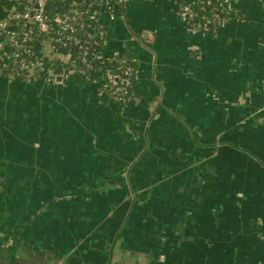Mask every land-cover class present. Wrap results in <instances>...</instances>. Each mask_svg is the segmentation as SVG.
<instances>
[{
    "label": "crops",
    "instance_id": "crops-1",
    "mask_svg": "<svg viewBox=\"0 0 264 264\" xmlns=\"http://www.w3.org/2000/svg\"><path fill=\"white\" fill-rule=\"evenodd\" d=\"M181 3L103 17L140 103L0 79L7 263L264 264V0H235L216 35Z\"/></svg>",
    "mask_w": 264,
    "mask_h": 264
},
{
    "label": "built area",
    "instance_id": "built-area-1",
    "mask_svg": "<svg viewBox=\"0 0 264 264\" xmlns=\"http://www.w3.org/2000/svg\"><path fill=\"white\" fill-rule=\"evenodd\" d=\"M131 1L0 0V78L48 88L79 82L100 100L140 103L134 89L141 70L135 60L107 53L103 20L125 16ZM234 1L190 0L177 16L189 33L216 35L235 18Z\"/></svg>",
    "mask_w": 264,
    "mask_h": 264
},
{
    "label": "trees",
    "instance_id": "trees-1",
    "mask_svg": "<svg viewBox=\"0 0 264 264\" xmlns=\"http://www.w3.org/2000/svg\"><path fill=\"white\" fill-rule=\"evenodd\" d=\"M184 2H187V3H190V0H182V3H184ZM228 25V24H227ZM226 25V26H227ZM108 65V63H105V64H102L100 67L101 68H103V67H105V66H107ZM136 66H138V65H136ZM139 67V66H138ZM142 77H143V74H142V72L140 73V77H139V80L138 81H136L135 82V87L137 86V84L139 83V81L142 79ZM1 80H4V81H6L7 79L6 78H4V77H1L0 78ZM19 81H22V82H27L28 80H25L24 78L22 79V80H19ZM76 85H78V86H81V87H83V88H86L87 90H89L90 91V87H86V86H83V83H79V82H77V84ZM8 251L9 250H7V249H5V248H3V249H0V255H2L3 257V259L2 258H0V264H6L7 263V261H8V259H7V257H8ZM2 253V254H1ZM9 262V261H8ZM19 263L18 264H22V262L21 261H18ZM9 263H11V262H9ZM9 263H7V264H9Z\"/></svg>",
    "mask_w": 264,
    "mask_h": 264
},
{
    "label": "rangeland",
    "instance_id": "rangeland-1",
    "mask_svg": "<svg viewBox=\"0 0 264 264\" xmlns=\"http://www.w3.org/2000/svg\"><path fill=\"white\" fill-rule=\"evenodd\" d=\"M179 20H180V19H179ZM180 21H181V20H180ZM182 24H183V23H182ZM183 25H184V24H183ZM185 29H186V28H185ZM201 35H204V34H201ZM21 82H22V81H21ZM30 82H31V81H27V82H24V83L35 84V86H36V83H37V85H42V84L39 83V82H36V83H30ZM33 86H34V85H33ZM65 87H67V85H66ZM65 87L63 86V87H61V89H64ZM41 88H43L44 91H45L46 89H48V87H44V86L42 85V87H41V86L39 87V91H40ZM45 88H46V89H45ZM55 262H56L55 264H59V263H61V261H58V260H57V261L55 260Z\"/></svg>",
    "mask_w": 264,
    "mask_h": 264
}]
</instances>
